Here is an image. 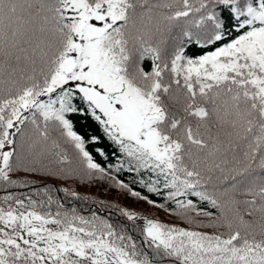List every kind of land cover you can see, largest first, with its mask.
I'll list each match as a JSON object with an SVG mask.
<instances>
[{"label": "snow or ice", "instance_id": "snow-or-ice-1", "mask_svg": "<svg viewBox=\"0 0 264 264\" xmlns=\"http://www.w3.org/2000/svg\"><path fill=\"white\" fill-rule=\"evenodd\" d=\"M0 192V264H264V0H0Z\"/></svg>", "mask_w": 264, "mask_h": 264}, {"label": "trees", "instance_id": "trees-1", "mask_svg": "<svg viewBox=\"0 0 264 264\" xmlns=\"http://www.w3.org/2000/svg\"><path fill=\"white\" fill-rule=\"evenodd\" d=\"M39 182H36L32 188H24V189H16L17 192H24L31 194L33 189L36 187H39ZM65 186L70 187L72 190L79 191L81 196L87 197V199L82 200H72L70 197L64 196L62 192L56 193V190L54 189V193L61 197L68 207H76L77 210L85 215L90 216L93 212H97L100 215L105 216L106 218L112 219L113 221L122 220L121 217H119V210L116 208H108L104 207L100 204L101 200H104L106 202H112L117 199L116 194L110 190L107 189L106 186L103 185H97L95 187L88 186V187H80L77 188L75 184H68L65 185L64 183L57 182L58 188H63ZM3 193L0 192V195ZM35 198V197H34ZM121 202L123 203V199H121ZM133 207L139 208L144 211L150 212L152 215L160 218V219H168L165 213L163 212H157L155 209H150L147 205H132Z\"/></svg>", "mask_w": 264, "mask_h": 264}, {"label": "rangeland", "instance_id": "rangeland-1", "mask_svg": "<svg viewBox=\"0 0 264 264\" xmlns=\"http://www.w3.org/2000/svg\"><path fill=\"white\" fill-rule=\"evenodd\" d=\"M121 199H122V198H121ZM127 203H128V206H129V207H133L132 205H135V204H133V203H132V202H130V201H129V202H127ZM136 206H138V205H136Z\"/></svg>", "mask_w": 264, "mask_h": 264}]
</instances>
